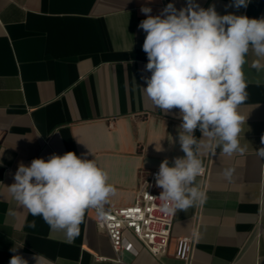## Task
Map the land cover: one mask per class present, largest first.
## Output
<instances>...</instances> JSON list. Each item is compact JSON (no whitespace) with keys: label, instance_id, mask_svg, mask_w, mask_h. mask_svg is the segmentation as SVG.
<instances>
[{"label":"crops","instance_id":"obj_1","mask_svg":"<svg viewBox=\"0 0 264 264\" xmlns=\"http://www.w3.org/2000/svg\"><path fill=\"white\" fill-rule=\"evenodd\" d=\"M195 2L219 15L264 18V0L238 9L232 0ZM169 3L180 9L187 0H0V264L14 254L28 264H36V255L42 264H187L175 256L176 239L196 226L190 264H264V159L256 155L264 147V70L251 67L252 53L243 68L248 97L238 108L245 151L202 152L210 169L205 182L197 181L207 199L176 211L165 254L153 255L127 233L137 254L124 251L119 260L92 208L68 242L64 231L33 217L8 191L21 163L72 151L108 173L116 191L105 209L123 207L136 201L142 179L164 159L172 166L184 157L179 110L166 114L143 89L151 73L142 50L146 33L138 27L147 18L141 8L156 16ZM160 145L163 151L156 150ZM225 169L233 170L230 181ZM32 220L35 229L27 227Z\"/></svg>","mask_w":264,"mask_h":264},{"label":"clouds","instance_id":"obj_2","mask_svg":"<svg viewBox=\"0 0 264 264\" xmlns=\"http://www.w3.org/2000/svg\"><path fill=\"white\" fill-rule=\"evenodd\" d=\"M249 3L232 0L237 9ZM151 11L141 8L147 18L138 25L146 33L142 50L148 58L145 70L151 73L144 77L143 89L166 114L179 110L177 139L185 154L174 158L172 166L164 159L155 174L156 186L162 189L158 198L165 202L163 210L174 214L207 199L197 181L203 172V151L219 148L227 156L245 151L239 140L245 117L238 111L248 97L243 68L252 53L256 59L251 67L264 70V18L219 15L214 6L204 9L195 0H187L180 9L169 3L160 15L153 16ZM255 83L259 86L261 82ZM168 140L176 142L171 136ZM156 150L164 149L160 145ZM256 155L264 159V147ZM223 176L230 181L233 170L225 169ZM14 181L8 186L13 199L33 217H41L50 229L64 231L68 242L79 235L88 209L105 217V205L116 191L108 173L94 159L72 151L52 154L47 160L33 159L29 166L21 163ZM10 214L14 212L10 210ZM36 226L35 220L27 224L31 229ZM193 236L198 233L194 231ZM34 259L42 264V257ZM9 264L28 261L14 254Z\"/></svg>","mask_w":264,"mask_h":264},{"label":"built area","instance_id":"obj_3","mask_svg":"<svg viewBox=\"0 0 264 264\" xmlns=\"http://www.w3.org/2000/svg\"><path fill=\"white\" fill-rule=\"evenodd\" d=\"M209 169L210 162H207L198 176L204 182L207 180ZM157 172L158 170L152 171L142 179L133 204L105 209L104 218L97 214L98 227L108 235L119 260H122L121 254L124 251L137 254L128 240L127 233L134 235L155 256L168 251L176 212L172 214L163 210L165 202L158 198L162 189L158 188L155 182ZM194 231L198 233V226ZM193 232L176 239L175 256L187 264H190L193 258L198 237H194Z\"/></svg>","mask_w":264,"mask_h":264}]
</instances>
